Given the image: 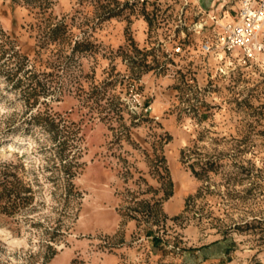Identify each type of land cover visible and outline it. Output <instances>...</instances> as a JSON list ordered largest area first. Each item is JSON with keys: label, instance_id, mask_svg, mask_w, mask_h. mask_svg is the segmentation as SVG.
Listing matches in <instances>:
<instances>
[{"label": "rangeland", "instance_id": "374dc122", "mask_svg": "<svg viewBox=\"0 0 264 264\" xmlns=\"http://www.w3.org/2000/svg\"><path fill=\"white\" fill-rule=\"evenodd\" d=\"M239 3L0 0V264H264Z\"/></svg>", "mask_w": 264, "mask_h": 264}, {"label": "built area", "instance_id": "2783aa9c", "mask_svg": "<svg viewBox=\"0 0 264 264\" xmlns=\"http://www.w3.org/2000/svg\"><path fill=\"white\" fill-rule=\"evenodd\" d=\"M221 26L223 33L216 40L202 43L204 53L239 50L246 58H253L264 52V0H240L236 19Z\"/></svg>", "mask_w": 264, "mask_h": 264}, {"label": "bare ground", "instance_id": "6f19581e", "mask_svg": "<svg viewBox=\"0 0 264 264\" xmlns=\"http://www.w3.org/2000/svg\"><path fill=\"white\" fill-rule=\"evenodd\" d=\"M225 23H226V22L222 20V21L219 22V25H223V24H225Z\"/></svg>", "mask_w": 264, "mask_h": 264}]
</instances>
